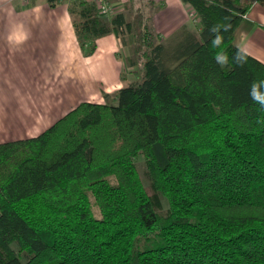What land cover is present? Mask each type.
I'll list each match as a JSON object with an SVG mask.
<instances>
[{
  "label": "trees",
  "instance_id": "trees-1",
  "mask_svg": "<svg viewBox=\"0 0 264 264\" xmlns=\"http://www.w3.org/2000/svg\"><path fill=\"white\" fill-rule=\"evenodd\" d=\"M182 1L197 32L183 23L163 41L125 5L68 0L87 54L131 35L134 77L0 141V264H264V103L251 95L264 94V62L233 42L264 0Z\"/></svg>",
  "mask_w": 264,
  "mask_h": 264
},
{
  "label": "crops",
  "instance_id": "crops-1",
  "mask_svg": "<svg viewBox=\"0 0 264 264\" xmlns=\"http://www.w3.org/2000/svg\"><path fill=\"white\" fill-rule=\"evenodd\" d=\"M233 42L264 62V6L252 4ZM119 43L103 35L87 54L63 0H0V141L36 135L78 103L114 93L127 80Z\"/></svg>",
  "mask_w": 264,
  "mask_h": 264
},
{
  "label": "rangeland",
  "instance_id": "rangeland-1",
  "mask_svg": "<svg viewBox=\"0 0 264 264\" xmlns=\"http://www.w3.org/2000/svg\"><path fill=\"white\" fill-rule=\"evenodd\" d=\"M66 4L68 0H63ZM113 1H121V0H113ZM181 0H125V17L130 20L135 13L141 12L142 19L145 22L148 18L153 22L154 30L159 34L160 40H167L168 37L175 31L177 28L185 23L186 26L194 33L197 32L198 29V19L195 13L191 11V6L187 7V5H181ZM120 3V2H119ZM183 6V7H182ZM115 36L118 41V54L121 56V59L124 61V68L122 69L123 75L126 76L122 80V83L126 81H130L133 79L134 68L128 69L126 68V58L129 56L131 51V35L129 34H120V36H116L113 33L107 34ZM123 40V41H122ZM116 54V53H115ZM137 67V66H136ZM106 69V68H105ZM133 69V70H132ZM111 102L112 100H108ZM114 103V101L112 102ZM142 156L139 155L137 157V171L142 179V182L148 189V182L145 180L143 170L144 165L142 162ZM89 203L91 207V212L95 217L100 216V211L95 203L93 197L89 195ZM164 209L167 207L166 201L163 200Z\"/></svg>",
  "mask_w": 264,
  "mask_h": 264
},
{
  "label": "built area",
  "instance_id": "built-area-1",
  "mask_svg": "<svg viewBox=\"0 0 264 264\" xmlns=\"http://www.w3.org/2000/svg\"><path fill=\"white\" fill-rule=\"evenodd\" d=\"M95 4H96V7L98 9V11L101 13V14H112V13H115L117 11H121L123 10V5H119L117 6L116 4H114V1H113V4L111 2V0H94Z\"/></svg>",
  "mask_w": 264,
  "mask_h": 264
},
{
  "label": "clouds",
  "instance_id": "clouds-1",
  "mask_svg": "<svg viewBox=\"0 0 264 264\" xmlns=\"http://www.w3.org/2000/svg\"><path fill=\"white\" fill-rule=\"evenodd\" d=\"M213 31H215V29H213ZM220 37H217L214 41H213V44L214 45H218L219 43H220ZM241 59H242V57H241ZM217 60H218V62L219 63H221V64H223V63H225V60L223 59V58H221V57H217ZM251 95L253 96V98L255 99V100H258V101H260L261 103H264V94H260L257 90H256V85L254 84L253 85V89H252V93H251Z\"/></svg>",
  "mask_w": 264,
  "mask_h": 264
}]
</instances>
